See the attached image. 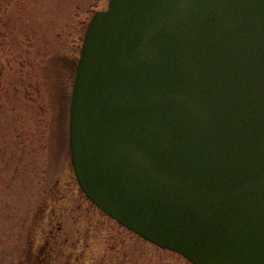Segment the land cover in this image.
<instances>
[{"label":"water","instance_id":"95a60500","mask_svg":"<svg viewBox=\"0 0 264 264\" xmlns=\"http://www.w3.org/2000/svg\"><path fill=\"white\" fill-rule=\"evenodd\" d=\"M76 177L193 264H264V0H110L74 84Z\"/></svg>","mask_w":264,"mask_h":264},{"label":"rangeland","instance_id":"374dc122","mask_svg":"<svg viewBox=\"0 0 264 264\" xmlns=\"http://www.w3.org/2000/svg\"><path fill=\"white\" fill-rule=\"evenodd\" d=\"M108 4L0 0V264L25 262L21 251L37 254L47 240L50 264H192L108 216L76 178L75 70L89 22Z\"/></svg>","mask_w":264,"mask_h":264},{"label":"flooded vegetation","instance_id":"af4514ba","mask_svg":"<svg viewBox=\"0 0 264 264\" xmlns=\"http://www.w3.org/2000/svg\"><path fill=\"white\" fill-rule=\"evenodd\" d=\"M59 229L60 230L62 229L61 226H59ZM51 232H53V231H51ZM25 243H26V241H25ZM50 244H51V242H49V240H47L45 243H43L40 246V249L38 250L37 254H34V250H32V249H31L30 253L28 252V249L26 251H24V255H22V251H21V260H19L20 263L22 262V259L24 257H25V262H22L21 264H28L27 262H28L29 257H37L35 264H50V258L53 255V247H50L49 246ZM47 248H49V249L47 250Z\"/></svg>","mask_w":264,"mask_h":264}]
</instances>
